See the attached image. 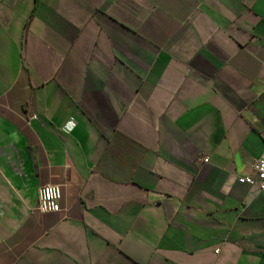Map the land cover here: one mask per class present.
Listing matches in <instances>:
<instances>
[{"label": "crops", "instance_id": "0c3cea01", "mask_svg": "<svg viewBox=\"0 0 264 264\" xmlns=\"http://www.w3.org/2000/svg\"><path fill=\"white\" fill-rule=\"evenodd\" d=\"M263 153L264 0H0V264H264Z\"/></svg>", "mask_w": 264, "mask_h": 264}, {"label": "built area", "instance_id": "2783aa9c", "mask_svg": "<svg viewBox=\"0 0 264 264\" xmlns=\"http://www.w3.org/2000/svg\"><path fill=\"white\" fill-rule=\"evenodd\" d=\"M254 177L247 180L255 183L261 190H264V153L257 158L252 165ZM38 210L42 213H56L61 209L62 191L60 185L47 184L39 189Z\"/></svg>", "mask_w": 264, "mask_h": 264}]
</instances>
